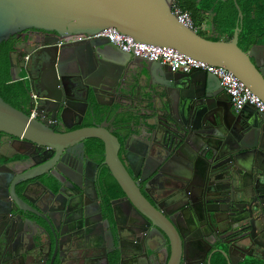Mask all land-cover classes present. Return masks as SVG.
Returning a JSON list of instances; mask_svg holds the SVG:
<instances>
[{"label":"flooded vegetation","instance_id":"af4514ba","mask_svg":"<svg viewBox=\"0 0 264 264\" xmlns=\"http://www.w3.org/2000/svg\"><path fill=\"white\" fill-rule=\"evenodd\" d=\"M64 37L34 28L10 37L28 91L20 110L29 116L35 110L32 118L60 135L108 131L146 204L131 199L114 177L101 139L51 147L0 132V264H264V192L243 198L229 184L208 182L210 169L196 165L184 141L175 150L162 141L172 122L138 103L143 95L161 97V78L141 81L139 70L129 69L123 86L137 103L111 108L118 97L100 89L97 101L89 74L107 63L87 39ZM60 52L77 60L62 64L71 73L64 78L56 75ZM56 83L66 105L49 102L53 110H43L39 102ZM170 98L177 102L178 93ZM171 112L181 121L180 110ZM238 137L239 129L231 139Z\"/></svg>","mask_w":264,"mask_h":264},{"label":"water","instance_id":"95a60500","mask_svg":"<svg viewBox=\"0 0 264 264\" xmlns=\"http://www.w3.org/2000/svg\"><path fill=\"white\" fill-rule=\"evenodd\" d=\"M201 0H197L199 3ZM173 0H0V44L18 33L34 28L56 32L61 36L72 34L94 35L108 28H115L120 35L133 38L132 43L171 47L193 59L224 67L238 77L254 94L264 101V45H254L247 51L239 47L243 13L236 3L239 22L231 40H210L181 24L171 11ZM107 65L99 66L89 77L93 95L96 89L105 97H118L113 108L134 105L133 91L126 92L127 70L138 69L143 75L161 78L165 87L155 101L143 95L140 108L155 110L152 117H163L167 127L160 137L173 150L184 141L187 152L198 167L209 168L208 182L221 187L229 184L234 193L247 198L264 192V115L252 105L240 112L233 111L229 96L213 74L194 69L190 73L173 72L159 61L136 57L112 45L107 38H92L87 42ZM77 61L75 56L56 55V75L64 78L62 64ZM11 81L20 80L13 57L10 55ZM120 68L121 71H118ZM46 79H50L49 74ZM144 77V78H143ZM116 82V83H115ZM57 91V94L55 92ZM178 93L177 102L170 93ZM46 99L40 101L43 110H53L46 103L66 105L56 83L45 90ZM171 110H180V119ZM185 113V116H184ZM156 132V127H151ZM237 129L240 137L232 141ZM0 132L16 139H25L36 145L55 147L79 139L98 138L106 144V162L124 191L133 199L146 204L135 183L118 157V141L108 131L88 128L76 133L60 135L16 109L0 97ZM160 137H157L159 139ZM220 169L211 175V169ZM219 187V186H218ZM257 207V206H256Z\"/></svg>","mask_w":264,"mask_h":264},{"label":"trees","instance_id":"16d2710c","mask_svg":"<svg viewBox=\"0 0 264 264\" xmlns=\"http://www.w3.org/2000/svg\"><path fill=\"white\" fill-rule=\"evenodd\" d=\"M216 1L217 0H201L197 3V0H185L184 6L181 0H175V2L191 13L194 22L200 20V12L204 11V8L212 10L213 18L210 19V23L213 27V35L206 36L201 33L200 35L202 37L216 41L225 36L224 40H231L239 22L236 3L234 0H224L218 3H216ZM237 4L243 13L239 47L247 51L250 46L257 43L259 39L264 40V0H237ZM12 49L13 43L11 39L0 44V97L20 110L21 102H19V100L23 101L28 91L27 87H23L22 81H11L10 55ZM24 91H26V93Z\"/></svg>","mask_w":264,"mask_h":264},{"label":"built area","instance_id":"2783aa9c","mask_svg":"<svg viewBox=\"0 0 264 264\" xmlns=\"http://www.w3.org/2000/svg\"><path fill=\"white\" fill-rule=\"evenodd\" d=\"M171 11L181 24L197 32V25L191 13L175 2V0L171 4ZM92 38H107L112 45L118 47L121 51L131 52L136 57L151 61H159L161 64L169 66L173 72L190 73L194 69H199L213 74L220 80L221 86L229 96L236 112H240L247 105H252L258 112L264 115V101L254 94L232 72L224 67L214 66L205 61L193 59L171 47L132 43V37L120 35L115 28H108L94 35L72 34L65 36L64 40L77 41L80 39L90 40ZM35 114L36 111L32 110L30 117H33Z\"/></svg>","mask_w":264,"mask_h":264},{"label":"rangeland","instance_id":"374dc122","mask_svg":"<svg viewBox=\"0 0 264 264\" xmlns=\"http://www.w3.org/2000/svg\"><path fill=\"white\" fill-rule=\"evenodd\" d=\"M197 25V33L204 34L206 36H210V23L208 20H196L195 21ZM225 36L222 37V40H224ZM25 76V73H22V77Z\"/></svg>","mask_w":264,"mask_h":264},{"label":"crops","instance_id":"0c3cea01","mask_svg":"<svg viewBox=\"0 0 264 264\" xmlns=\"http://www.w3.org/2000/svg\"><path fill=\"white\" fill-rule=\"evenodd\" d=\"M193 1V0H186ZM181 3L185 6V0H181ZM204 11L200 12V20H210L213 18L212 10H207V8L203 9ZM213 35V31H210V36Z\"/></svg>","mask_w":264,"mask_h":264}]
</instances>
